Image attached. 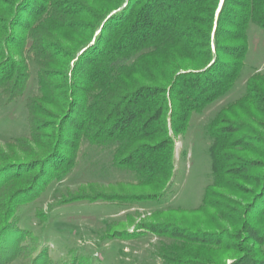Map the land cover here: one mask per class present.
<instances>
[{
	"label": "rangeland",
	"instance_id": "obj_1",
	"mask_svg": "<svg viewBox=\"0 0 264 264\" xmlns=\"http://www.w3.org/2000/svg\"><path fill=\"white\" fill-rule=\"evenodd\" d=\"M17 1L0 0V264H200L187 248L227 262L231 250L187 244L184 236L232 232L204 202L206 190L225 206L243 203L263 171L264 30L249 24L245 63L232 88L192 112L183 133H172L174 173L159 191L117 163L113 144L61 135L72 130V106L83 97L77 73L75 84L69 80L72 56L92 40L95 21L85 8L100 10L106 1L70 0L81 12L65 26L41 21L51 0H26L35 14L13 10ZM225 121L242 123L236 135L252 147L226 148L230 159H252L254 167L230 188L214 184L210 151L209 130Z\"/></svg>",
	"mask_w": 264,
	"mask_h": 264
},
{
	"label": "trees",
	"instance_id": "obj_2",
	"mask_svg": "<svg viewBox=\"0 0 264 264\" xmlns=\"http://www.w3.org/2000/svg\"><path fill=\"white\" fill-rule=\"evenodd\" d=\"M105 1L100 10L85 8L95 21L92 40L72 56L69 80L75 84L77 73L83 97L73 103L72 130L62 128L61 135L74 143L85 138L113 144L118 164L161 191L174 173L173 134L186 130L192 112L232 88L245 63L249 24L264 30V0ZM51 4L41 21L53 26H65L68 16L81 12L71 8L70 0ZM12 8L38 11L26 0ZM137 76L150 83L138 82ZM242 129V123L225 121L209 130L216 185L230 188L231 180L243 178L252 166V159L234 163L226 151L230 146H250L245 136L236 135ZM252 184L256 188L246 201L233 206L213 200L210 188L205 192L204 202L231 224L232 232L200 230L184 236L187 244L231 250L229 260L211 257L202 248L201 257L192 248H187V255L200 264H264V168Z\"/></svg>",
	"mask_w": 264,
	"mask_h": 264
}]
</instances>
